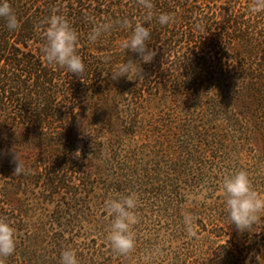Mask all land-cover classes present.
I'll return each instance as SVG.
<instances>
[{
  "label": "trees",
  "instance_id": "trees-1",
  "mask_svg": "<svg viewBox=\"0 0 264 264\" xmlns=\"http://www.w3.org/2000/svg\"><path fill=\"white\" fill-rule=\"evenodd\" d=\"M151 2L144 26L156 55L140 65L139 79H112L120 63L139 59L121 47L130 28L119 22H145L140 0H9L19 23L9 31L0 19V176L13 182L0 197V218L14 227L16 244L0 264H59L66 248L78 264L245 261L216 194L222 177L244 170L264 195V7L253 11L264 0ZM53 11L79 34V76L41 59V22ZM160 13L171 14L168 24L157 22ZM104 23L111 30L89 42ZM14 152L21 175H13ZM34 184L48 204L58 203L51 214L58 221L35 218ZM202 191L212 202L198 208L191 198ZM130 192L138 195L135 244L118 255L105 238L104 201ZM194 227L207 232L203 239H192ZM253 227L249 233L264 235V214Z\"/></svg>",
  "mask_w": 264,
  "mask_h": 264
},
{
  "label": "clouds",
  "instance_id": "clouds-1",
  "mask_svg": "<svg viewBox=\"0 0 264 264\" xmlns=\"http://www.w3.org/2000/svg\"><path fill=\"white\" fill-rule=\"evenodd\" d=\"M140 4L145 9V22H136L130 24L127 18H123L119 23L125 29L130 28V34L122 42L121 47L127 52L137 54L138 60L129 59L127 62L120 63L115 69L112 79L126 77L135 74L137 79L141 76V64L150 63L155 51L148 47L150 40L149 26L145 23L151 20L153 13V4L151 0H140ZM258 7H264V4H257L253 11ZM0 19L5 22V27L9 31H14L18 27V18L10 6L9 0H0ZM160 25H166L171 20V14L160 13L156 16ZM42 36L44 44L41 47V59L49 67H60L71 74L79 76L85 70V65L77 53L79 34L71 26L68 18L64 14H58L53 11L42 22ZM110 23L99 24L92 28L88 34L89 42H95L102 33L111 30ZM15 168L13 175H21L25 168L19 156L14 152L13 157ZM220 191L223 194L224 210L230 225H235L238 232H251L256 226L261 214H264V195L253 189L251 181L246 171L239 170L222 177ZM105 210L111 217V223L106 233V240L112 251L118 255H127L132 251L135 244L132 225L137 222L135 209L138 207V195L130 192L127 195L112 193L104 201ZM189 234L192 233L193 218L190 214L184 217ZM15 229L5 220L0 218V258L8 257L15 251ZM255 255L256 260L261 264V256ZM59 264H78L76 253L71 248L61 251ZM249 264V259L245 260Z\"/></svg>",
  "mask_w": 264,
  "mask_h": 264
},
{
  "label": "rangeland",
  "instance_id": "rangeland-1",
  "mask_svg": "<svg viewBox=\"0 0 264 264\" xmlns=\"http://www.w3.org/2000/svg\"><path fill=\"white\" fill-rule=\"evenodd\" d=\"M12 182H13L12 174L11 175L7 174V175H1L0 176V197L3 198L4 195L6 196L8 194V187H10V183H12ZM30 194H29V199H30L29 203L31 205H33V211H35L34 212L35 218H38V219L39 218H41V219L43 218L45 221H47V220L48 221H52L53 219L57 220V218L52 217L51 214H52V212H54V210H56V208L58 206V203H52L51 202L50 204H48L46 202V200L43 199L44 196L41 194L40 186H38V185L35 186V184H34V188L30 189ZM206 195H208V194L205 191H202L200 196L191 198V199L196 200V204H197L196 207L200 208L202 205H204L202 202H206V203H211L212 202V200H206L205 199ZM216 195L218 196V195H223V194H222V192H217ZM68 203H69V200L64 195V197L62 198V203L61 204L65 205L67 207ZM49 213H50V215H49ZM46 214H48V215H46ZM45 215H46V217H45ZM50 216H51V218H50ZM49 226L50 225L48 223V227ZM54 227H56L55 229H58L59 226L56 225ZM194 229H196L195 230L196 234L192 235V239L193 238H195V239H203V236L207 234V232H201L200 229H198V227H194ZM160 230H161V232H160L161 235H164V234L168 233L164 229H160ZM237 233H235V232L231 233V235H236L235 242H237V243L233 244V245H236L237 247H239V249H242L244 251V254H243L244 257H245L244 259L245 260L249 259V264H259V262L256 260V258H255V260H253V258L251 259L250 254H248V252H249L248 248L250 249L251 248L250 246L253 245L254 246L253 249L259 248L258 249V251H259L258 254L261 256V260H264V235L259 234V233H257V234L256 233H249L248 231H245L243 233H240V232H237ZM151 237H152L151 240L155 239V235H152ZM226 237L227 236H225V238H223V240L226 239ZM255 241H257L256 245H254ZM191 242H193V240ZM217 242H218L217 244L225 243L224 241H221V242L217 241ZM196 244H198V243L196 242ZM176 245L183 246V244L181 242H177L176 244H174V246H176ZM199 245L201 246L202 244L199 243ZM204 246H206V244ZM210 263H211L210 261L209 262H205V264H210ZM241 263L245 264V261H241ZM261 264H264V261H262Z\"/></svg>",
  "mask_w": 264,
  "mask_h": 264
}]
</instances>
